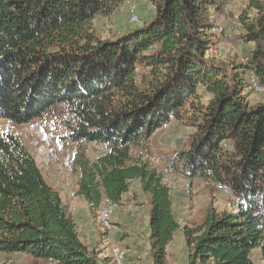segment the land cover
<instances>
[{"label": "trees", "instance_id": "obj_1", "mask_svg": "<svg viewBox=\"0 0 264 264\" xmlns=\"http://www.w3.org/2000/svg\"><path fill=\"white\" fill-rule=\"evenodd\" d=\"M122 1L0 0V119L26 123L65 105L72 122L64 137L105 147L94 158L74 151V195L94 213L102 198L119 204L139 181L150 194L153 264H165L178 229L187 264H264V103L250 104L246 93L250 75L264 86V0L249 1L253 18L238 17L254 48L230 66L209 53L222 0H153L143 26L98 37L94 17ZM176 115L193 132L167 167L231 189L229 209L210 207L182 226L148 157L150 137ZM257 248L261 263L250 256ZM20 252L57 264H113L81 239L23 141L0 132V253Z\"/></svg>", "mask_w": 264, "mask_h": 264}, {"label": "rangeland", "instance_id": "obj_2", "mask_svg": "<svg viewBox=\"0 0 264 264\" xmlns=\"http://www.w3.org/2000/svg\"><path fill=\"white\" fill-rule=\"evenodd\" d=\"M249 1L222 0V8L214 16L218 25V40L209 53L224 65L243 62L254 48V43L245 39V31L238 20L245 13L249 18L255 16L256 11L249 8ZM153 13V0H123L110 14H97L93 27L98 37L113 39L132 28L143 26ZM200 91L203 101H206L209 94L202 89ZM247 99L250 104L264 103V93L251 91L247 94ZM71 122L72 115L68 108L65 105H55L41 117L26 123H14L1 118L0 132H12L23 141L45 180L50 181L57 177L60 180L59 186L75 190L77 172L70 168L74 151L81 150L88 157L94 158L103 153L105 147L100 143L73 142L66 139L64 135L68 130L67 124ZM192 132L193 127L186 125L176 115L167 125L157 129L148 141V157L170 189L172 202L176 207L174 213L181 219L180 226L199 223L210 207L223 211L229 209L231 203L229 195L222 193L216 183L200 177H187L167 167L168 160L175 152L188 147ZM131 185L129 200L125 204H117L111 215V219H116L120 224L119 232L103 233L91 212V233L87 236L80 232V235L88 247L94 249L101 258L108 257V245L120 244L128 250L126 264H153L148 225L150 194L141 188L137 180ZM132 196L134 200L131 199ZM168 250L165 264H187V246L181 230L174 233ZM250 256L256 263L262 262L258 248L253 249ZM27 262L24 258L0 253V264H28Z\"/></svg>", "mask_w": 264, "mask_h": 264}, {"label": "crops", "instance_id": "obj_3", "mask_svg": "<svg viewBox=\"0 0 264 264\" xmlns=\"http://www.w3.org/2000/svg\"><path fill=\"white\" fill-rule=\"evenodd\" d=\"M77 178H78V173L76 175V180H77ZM45 181L51 187H53L54 189H56L59 192L62 201L66 205H68L67 206L68 215L76 223V227H77V230L79 231V233L83 232V234L88 236L91 233V227L89 225V222L92 221L93 219H91L92 214H91V211L88 208V204L85 201V199L82 196L74 195V191H75L74 189L73 190H69L68 188H64L63 186H59L60 180L57 177H55L53 180H50V181L49 180H45ZM131 190H132V185L130 184L129 190L122 194L121 203H124V204L127 203L126 200H129L128 198H130L129 195H131L130 194ZM131 199L134 200L133 196L131 197ZM132 200L130 202L131 204H132ZM172 205H173V210L176 209L174 204H172ZM113 221L119 224V222H117L116 219H113ZM178 230L180 231V229H178ZM80 237L82 239L81 235H80ZM168 245L166 247L167 253L169 252ZM11 256L14 257V258H24L26 261H28L27 262L28 264H41L40 263L41 261H44V263H42V264H45V262L47 263L46 260L34 259L28 253H21V252L20 253H14V254H11Z\"/></svg>", "mask_w": 264, "mask_h": 264}, {"label": "built area", "instance_id": "obj_4", "mask_svg": "<svg viewBox=\"0 0 264 264\" xmlns=\"http://www.w3.org/2000/svg\"><path fill=\"white\" fill-rule=\"evenodd\" d=\"M247 61V57L243 59V62ZM247 90L254 91L258 93H264V86L261 85L254 75H250L248 79ZM217 188L225 195L231 194V189L228 185L224 183H216ZM117 204L112 202L107 198H102L98 206L94 211V221L102 228L103 233H117L120 230L118 223L111 219V215L114 212ZM181 222V219H178ZM108 255L111 257L113 264H126V256L128 250L120 244H110L108 245ZM48 264H57L51 262L49 259Z\"/></svg>", "mask_w": 264, "mask_h": 264}]
</instances>
